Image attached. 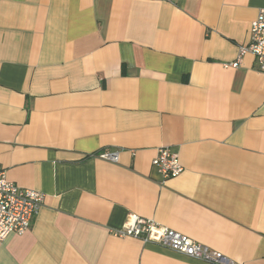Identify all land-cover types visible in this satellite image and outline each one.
I'll list each match as a JSON object with an SVG mask.
<instances>
[{"label": "crops", "instance_id": "0c3cea01", "mask_svg": "<svg viewBox=\"0 0 264 264\" xmlns=\"http://www.w3.org/2000/svg\"><path fill=\"white\" fill-rule=\"evenodd\" d=\"M264 0H0V170L44 195L0 264H208L112 234L152 220L264 264ZM183 172L164 180L158 149ZM119 152L117 163L98 158Z\"/></svg>", "mask_w": 264, "mask_h": 264}, {"label": "built area", "instance_id": "2783aa9c", "mask_svg": "<svg viewBox=\"0 0 264 264\" xmlns=\"http://www.w3.org/2000/svg\"><path fill=\"white\" fill-rule=\"evenodd\" d=\"M247 53L254 57L257 70L264 75V9H260L251 22L248 45L240 46L236 61L225 67L237 68ZM98 158L117 163L119 152L104 151ZM152 166L159 171L164 180L176 178L183 172L177 153L169 148L158 149ZM43 200L42 193L16 186L8 181L5 172L0 170V241L12 234L21 236L26 233ZM112 234L119 238L131 237L144 243H151L208 264H232L220 253L211 251L152 220L141 219L136 215H129L126 224L120 229L113 230Z\"/></svg>", "mask_w": 264, "mask_h": 264}]
</instances>
